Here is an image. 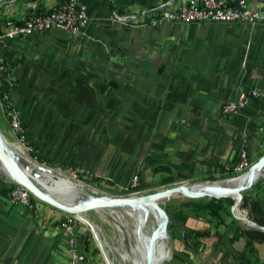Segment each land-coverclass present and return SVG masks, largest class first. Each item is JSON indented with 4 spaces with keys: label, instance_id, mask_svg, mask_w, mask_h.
Masks as SVG:
<instances>
[{
    "label": "crops",
    "instance_id": "1",
    "mask_svg": "<svg viewBox=\"0 0 264 264\" xmlns=\"http://www.w3.org/2000/svg\"><path fill=\"white\" fill-rule=\"evenodd\" d=\"M178 1L79 0L89 14L81 33L51 30L3 45L9 74L0 76V87L36 161L79 165L126 189L135 176L145 185L165 183L236 165L243 148L250 163L264 156V23L143 25L150 13L174 10ZM61 2L0 0V31L8 19L20 22ZM246 2L264 7V0ZM114 14L130 22L115 23ZM251 89L263 96L238 115L221 114L222 105ZM159 165L173 173L154 172ZM10 187L0 178V264H75L70 234L60 226L65 215L39 203L12 204ZM247 196L260 199L264 210V179ZM183 202L168 210L179 240L168 264H240L245 243L236 227H251L226 207L219 223ZM186 230L208 236L185 247ZM246 257L264 264V243Z\"/></svg>",
    "mask_w": 264,
    "mask_h": 264
},
{
    "label": "built area",
    "instance_id": "2",
    "mask_svg": "<svg viewBox=\"0 0 264 264\" xmlns=\"http://www.w3.org/2000/svg\"><path fill=\"white\" fill-rule=\"evenodd\" d=\"M112 21L120 24H127L130 22L127 17H121L117 14L113 15ZM88 22L89 14L85 5L81 4L79 0H62L56 8L40 14L30 13L20 22L9 19L6 20L0 31V49L9 40L26 39L34 33L51 30L64 31L72 34L81 33L87 27ZM166 23H243L255 25L264 23V7L259 10H253L249 8L246 0H179L174 10L163 9L158 13H150L148 20L144 22L143 25L156 27ZM7 74H9V69L5 65L0 54V76ZM3 96L5 104L4 112L10 120L9 128L20 138V140L17 139L19 142L23 141L25 137L19 113L11 106L6 94ZM262 96L263 94L260 90L251 89L241 94L236 101L226 102L222 105L220 112L223 116L238 115L254 99H258ZM25 151L27 152L26 149ZM28 151L31 152L30 149H28ZM249 164L248 153L246 149L243 148L240 152L235 171L242 174ZM56 169L62 170L67 176L78 180L92 177L87 170L78 165H69L64 168L57 167ZM131 185L133 188L139 185L137 176L132 179ZM30 198L31 195L26 189L17 183H11L9 199L12 204L32 209ZM243 215L247 216V212L243 211ZM60 226L70 234L68 248L74 263L83 264L84 257L81 255V249L77 243V232L75 231L74 222L72 219L66 218L60 223Z\"/></svg>",
    "mask_w": 264,
    "mask_h": 264
},
{
    "label": "bare ground",
    "instance_id": "3",
    "mask_svg": "<svg viewBox=\"0 0 264 264\" xmlns=\"http://www.w3.org/2000/svg\"><path fill=\"white\" fill-rule=\"evenodd\" d=\"M20 145L13 139L8 140L0 132V148L7 159L19 166L27 177L45 192L52 193L54 189L68 191L69 198H60V201L72 207L87 206L94 202L95 196L101 197L84 184L76 183L75 178L72 179L63 172L38 166L29 158L23 145L21 143ZM0 173L15 182L13 173L1 157ZM262 177H264V165L248 169L235 178L222 181L187 182L178 187L180 191L174 193H169V189H163L152 194H137L130 197H102L110 201L123 200V202L109 207L96 208L93 211L103 218L114 220L122 216L127 218L123 227L119 228V232L123 234L122 238L129 239L128 247L123 249L125 255V259L122 260L123 264H163L164 259L168 261L171 258L173 247L171 248L169 237L166 234L162 216L147 213L142 205L180 197H192L191 194L194 193L204 194L209 198L226 195L237 200L238 197L233 190L254 184ZM239 209L235 210V214L242 217L243 212Z\"/></svg>",
    "mask_w": 264,
    "mask_h": 264
},
{
    "label": "rangeland",
    "instance_id": "4",
    "mask_svg": "<svg viewBox=\"0 0 264 264\" xmlns=\"http://www.w3.org/2000/svg\"><path fill=\"white\" fill-rule=\"evenodd\" d=\"M5 93H2V96ZM0 96V132L3 134L5 138L8 140L13 139L16 141L19 145L20 143L23 145L24 149L27 150V154L30 156V152L28 149L32 151L29 145H27L26 138L23 141H19L20 138L13 133V131L9 128V118L4 112V96ZM7 96V95H6ZM7 99L9 101V98L7 96ZM10 102V101H9ZM11 104V102H10ZM12 106V105H11ZM25 137V134H24ZM18 139V140H16ZM21 146V145H20ZM32 158V157H31ZM35 162H37L35 159L32 158ZM38 163V162H37ZM257 162L250 163L246 170L252 168ZM40 164V163H38ZM43 165V164H41ZM69 166V165H65ZM65 166L61 167L64 168ZM79 166V165H78ZM48 168H57L54 166H46ZM237 165L227 166L224 169H219L214 172H207L203 173L199 176H187V175H181L179 177H175L170 182L161 183L158 181H153L150 183H146L144 188L140 191H134L132 185L130 184L129 187L126 189H115L109 186L108 184L102 183L100 180L94 178L93 174L87 170L92 177L76 180L74 178V181L79 184H84L85 186L89 187L91 191L96 193L97 195H100L103 198L106 197H130L137 194H152L157 190H163V189H171L173 187H181L182 185L186 184L187 182H216V181H222L229 178H235L241 173H238L235 171V168ZM58 170L59 172H63L62 170ZM244 170L243 172H245ZM242 172V173H243ZM63 174H65L63 172ZM69 177V176H68ZM0 178L12 183L13 181H10L8 178H6L4 175L0 173ZM71 178V177H70ZM264 177L260 178L258 181H256L254 184H252L248 189L241 192L240 195L243 197L244 195H247L249 191L258 185L260 181H262ZM176 183V184H174ZM170 185V186H168ZM32 197V196H31ZM33 198V197H32ZM34 199V198H33ZM211 199H223L225 207L228 211V213L232 212V209H237L234 207V203L236 200L233 198H209V197H180L177 199H170V200H164L161 202H154V203H148L142 205L143 210H145L147 213L155 214L159 216L160 214L162 216L163 221H165V231L166 234L169 237L171 248L174 246L176 247L178 242V235H177V228L176 225L172 224L169 218L168 210L169 208H172L175 205H178L181 201H193V202H199V203H207ZM228 199L233 201V204H230L228 202ZM34 204L32 207L34 208L35 203H39L42 207H45V209H48L49 211L54 212H61L43 202H40L37 199H34ZM240 211H246V209H242L239 207ZM63 213V212H62ZM65 217L62 221L67 219H72L75 226V231L81 233V255L84 257V263L83 264H123L122 260L125 259V255L123 253V249H126L128 247L129 239L122 238L123 234L120 231L119 228L123 227V223L126 222V217H116L115 220L112 218H103L99 215H97L93 209H89L86 211H79L77 213H74L72 215L65 214ZM73 217V218H72ZM75 218V219H74ZM126 218V219H125ZM58 221V220H57ZM61 221V222H62ZM121 221V223H120ZM60 222V221H59ZM56 222V225L57 223ZM242 224L243 222L240 221ZM245 224V223H244ZM243 224V225H244ZM99 229V230H98ZM74 231V230H73ZM84 240H87L88 242V249L85 250L84 247H82V243ZM79 244V241H78ZM173 254V248L171 249V256ZM169 261V260H168ZM168 261L164 262L168 264ZM163 263V264H164Z\"/></svg>",
    "mask_w": 264,
    "mask_h": 264
},
{
    "label": "trees",
    "instance_id": "5",
    "mask_svg": "<svg viewBox=\"0 0 264 264\" xmlns=\"http://www.w3.org/2000/svg\"><path fill=\"white\" fill-rule=\"evenodd\" d=\"M3 90L0 87V96H2ZM30 156L35 159L34 153L31 151ZM38 163L41 164L40 161L37 160ZM154 172H163V173H173V171L168 166H156L154 167ZM145 184L142 179L139 181V185L134 187V191H140L144 188ZM30 202L33 205L34 199L31 197ZM228 202L230 204H233V201L228 199ZM180 205L186 206V207H194L195 209L199 210H206L212 217H215L219 219V223H221L220 213L224 211L225 204L223 199H211L207 203H199V202H193V201H187L183 202ZM240 207L242 209L247 210L248 218L251 220V222L258 227H264V210L261 205V201L258 198L250 197L247 195H244L241 199ZM236 233L239 238H242L244 240V247L245 252L241 253L239 255L240 258V264H249V260L246 257V251L252 252L254 250L255 244H261L264 243V231H261L260 229L255 228H247L243 229L239 226L236 227ZM208 236L206 232H194V231H185L183 233V242L185 247L187 245V240L191 239L192 241H195L199 238H204ZM82 247H84L85 250L88 249V242L87 240H84L82 243Z\"/></svg>",
    "mask_w": 264,
    "mask_h": 264
},
{
    "label": "water",
    "instance_id": "6",
    "mask_svg": "<svg viewBox=\"0 0 264 264\" xmlns=\"http://www.w3.org/2000/svg\"><path fill=\"white\" fill-rule=\"evenodd\" d=\"M0 157L5 161V163L7 164L8 169L13 173L14 177H15V182L18 185H20L21 187H23L24 189H26L30 195L34 198L39 200L40 202H43L65 214H69L72 215L74 213H77L79 211H86L89 209H96V208H102V207H109L112 205H115L116 203H120L123 202V200H107V199H103L102 197H94V202L87 205V206H83V207H72V206H68L66 204H64L63 202H61L60 198H69L70 194L68 193V191H64L63 190H58V189H54L52 190V193H48L45 192L44 190H42L41 188H39L36 184H34L28 177L27 175L22 171V169L17 166L16 164L12 163L9 159H7V157L5 156V154L3 153V151L0 148ZM31 160L32 158L29 157ZM35 164H37L38 166H41L43 168H48L44 165L38 164L37 162H35L34 160H32ZM264 165V156L259 159L257 161V163L252 167V168H257V167H262ZM250 168V169H252ZM50 169V168H49ZM51 170V169H50ZM53 170V169H52ZM208 182V181H207ZM176 184V183H174ZM252 185V184H251ZM251 185L246 186V187H241V188H237L235 190H233V192L237 195L238 199L236 200V202L234 203V207L239 208L240 204H241V199L242 196L240 195L241 192L245 191L246 189H248ZM170 186V185H168ZM180 191V188L178 187H173L171 189H169V193H174ZM192 197H207L204 194H191ZM212 198H231L229 196L223 195V196H219V197H212ZM232 215L235 217V219H238L240 221H242L243 223L249 225L251 228H255V229H260L261 231H264V227H258L257 225L253 224L251 222V220L247 217V216H242V217H238L235 214V209H232ZM163 224L165 226V221H163ZM167 259H164V262H166Z\"/></svg>",
    "mask_w": 264,
    "mask_h": 264
}]
</instances>
